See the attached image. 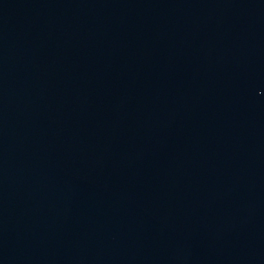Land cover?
<instances>
[{"label":"water","instance_id":"1","mask_svg":"<svg viewBox=\"0 0 264 264\" xmlns=\"http://www.w3.org/2000/svg\"><path fill=\"white\" fill-rule=\"evenodd\" d=\"M0 264H264V0H0Z\"/></svg>","mask_w":264,"mask_h":264}]
</instances>
